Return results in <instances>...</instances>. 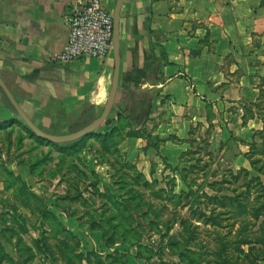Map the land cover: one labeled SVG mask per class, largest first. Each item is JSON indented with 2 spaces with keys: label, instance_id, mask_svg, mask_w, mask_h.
Wrapping results in <instances>:
<instances>
[{
  "label": "crops",
  "instance_id": "1",
  "mask_svg": "<svg viewBox=\"0 0 264 264\" xmlns=\"http://www.w3.org/2000/svg\"><path fill=\"white\" fill-rule=\"evenodd\" d=\"M102 1L114 19L118 0ZM75 3L0 0V78L28 119L54 136L78 132L102 114L115 71L114 46L106 60L54 61L67 43L65 19ZM263 34L264 0H122L119 88L104 126L123 134L118 149L126 163L149 181L171 175L182 182L167 165L181 170L193 163L180 159L191 150L192 129L197 140L210 137L212 149L233 137L244 145L233 163H248L245 154L263 124L244 126L242 106L264 94ZM147 109L148 122L132 126L129 115ZM228 112L237 117L235 128L224 118ZM25 127L0 88V165L31 188L30 160L39 149ZM129 259L142 261L136 254Z\"/></svg>",
  "mask_w": 264,
  "mask_h": 264
},
{
  "label": "rangeland",
  "instance_id": "2",
  "mask_svg": "<svg viewBox=\"0 0 264 264\" xmlns=\"http://www.w3.org/2000/svg\"><path fill=\"white\" fill-rule=\"evenodd\" d=\"M254 112L264 117L263 111L254 109ZM224 118H227V122H233L232 128L237 126L234 113L228 112ZM205 137L210 141L206 134ZM199 139L197 145L194 144V155L191 156L202 159L201 166L210 164L211 168L208 175L198 171L191 175L196 182L195 190L206 182H219L225 176L230 179L231 173L237 175L240 169L250 172L248 180L259 176L251 169L249 161L237 165L233 163L242 155L241 148L244 149V145L233 137L218 149L206 148L202 144L203 138ZM256 140L262 143L260 138ZM35 142L39 153L31 157L30 164L34 168L36 180L29 182L30 187L35 188L41 196L36 197L39 201L34 199L31 188L19 176L4 174L0 165V181L5 179L8 190L11 189L4 192L0 184V264H218L216 252L219 250V237L227 242V264H251L248 260L254 259L262 250L258 244L244 247L247 254L245 258L236 246L243 234L239 233V224H234L233 228L227 229L201 227L198 244L203 247H188V251L183 253L180 245H171L169 242V236L179 231L178 226L168 236L162 227L149 225L153 217H142L148 214L149 203L157 208L160 202L153 201L148 191L132 185V172L119 170L121 165L110 152L106 155L102 153V156L115 168L111 169L104 162L99 167L102 162V145L99 141L86 138L75 147L67 145L59 149ZM207 151L211 152V157L207 156ZM97 158L100 159L95 163ZM12 159L18 160L17 155ZM195 164L193 162L191 165ZM170 172L176 176L173 171ZM213 172L216 173L215 177H211ZM166 178L172 176H161L157 180L158 189L166 188ZM244 180V175H241L238 183L232 181L228 185L230 192L226 194L231 195L233 189L244 192L247 189ZM176 184L177 193L187 192L183 182ZM137 192L141 197L130 201ZM206 192L214 194L210 189H206ZM252 192L255 191L252 189ZM111 196L117 198L118 203ZM186 213L184 211L183 215ZM166 218L164 215L163 220ZM92 220L94 226L98 227L96 230L91 229ZM262 221L264 219L258 225ZM229 222L233 224V221ZM257 229L253 228L252 232ZM105 241L113 248L108 249ZM137 241L140 247L137 244L129 246ZM138 252L141 258L137 259L142 261L129 259Z\"/></svg>",
  "mask_w": 264,
  "mask_h": 264
},
{
  "label": "trees",
  "instance_id": "3",
  "mask_svg": "<svg viewBox=\"0 0 264 264\" xmlns=\"http://www.w3.org/2000/svg\"><path fill=\"white\" fill-rule=\"evenodd\" d=\"M264 38L261 36V38ZM148 100V99H147ZM264 94L260 95L258 101L254 104L245 103L242 106V110L244 112L243 116V125H247L250 120L259 119L262 121L263 128L261 131L255 132L252 142L249 144V151L245 154V158L249 161L251 169L257 173L259 176L249 178V171L247 169H240L237 175L231 173L230 179L228 176L222 177V179L218 182H206L203 186H199L197 190H195L196 182L191 175L195 172H205L206 175L209 174L211 166L207 164L205 166H201L202 159H194L191 155H194L193 148L194 144L197 145V138L193 140V135L195 131L192 129L190 132V146L191 150L186 154H183L180 158L182 161L188 159V162H195V165L189 166L187 169H173L172 167L167 165V168L177 172L180 176L181 181L187 188V192H176V179L166 178L168 181L166 184V188H157L159 185L158 181H149L145 178V176L138 171L136 166L126 163L122 154L118 149V145L123 139V134L118 132L117 129H113L107 132V127L103 126L97 132L92 133L76 142L57 145L52 144L47 141H44L37 136H35L28 127H25L31 138L36 140L37 142L47 144L49 146H53L56 148L67 147V145H71L70 147H75V145L83 140V139H95L101 143L102 153L104 155L113 154L116 157V162L119 164V170L126 169L132 172V178L130 182L133 186L140 187L145 191H148L150 194V198L154 201L160 202V206L154 208L152 203L148 204V214L142 215V217H153V220L150 219L149 225L155 228L162 227L163 230L166 231L168 236L175 229L176 226L179 227V231L176 234L169 236V242L171 245H180L182 247L183 253L184 251H188V247H198L202 248V244H198L199 235L201 227L207 228L211 227L214 229H227L233 228L234 224H239V233L243 235L240 236V240L237 242L236 246L238 247V251L247 258V254H245L244 247H252L253 245H260L262 250L260 253L254 257L252 260H248V263L256 262L259 264L260 262L264 263V221H262L259 225V221L264 219V117L262 114H258L254 112V109H258L264 112ZM152 111H147L139 114L138 116L129 115L132 126L140 127L144 126L150 117ZM89 124H84L83 127H87ZM140 137L148 140V145L151 144V138L145 132L140 133ZM256 138H260L262 143L259 144ZM196 142V143H195ZM202 144L206 145V148H210V144L208 139H203ZM152 147L157 146L153 145ZM58 148V149H59ZM208 157H211V152H206ZM188 156H191L188 158ZM102 162L110 166L111 169L115 168V165L110 164V162L105 161L102 156ZM209 169L207 172L206 170ZM121 172V171H119ZM7 175L11 176L12 173H8ZM241 175H244V185H246L247 189L243 192H238L237 189H233L231 195H227V192H230V187L228 185L232 184V181L239 182ZM216 173L213 172L211 177H215ZM206 181V180H205ZM204 181V182H205ZM23 185V184H22ZM254 185V186H253ZM253 186V187H252ZM252 187V188H251ZM206 189H210L214 194L209 195L206 192ZM252 189L255 192H252ZM99 196V194H98ZM34 199L38 200L36 196H33ZM139 197V193H135L131 196L130 201H136ZM71 199L70 197H66V199ZM111 199L118 203L117 198L112 197ZM117 200V201H116ZM151 200V201H152ZM187 211L185 215L183 212ZM150 212V213H149ZM166 215V220H163V216ZM229 221H233V224H229ZM224 223H227L224 225ZM122 224V223H121ZM258 227L257 231L252 232V229ZM96 226H94L93 220L91 221V229L96 230ZM251 230H250V229ZM126 229V228H125ZM226 237V236H225ZM103 238L105 236L103 235ZM255 241V242H254ZM105 245L108 249H112L113 247L108 245L109 242L105 241ZM128 244L127 242H125ZM138 245L140 247V242L129 244ZM219 250L217 253V263L218 264H227L226 260V252H227V242L223 238L219 237ZM251 249V248H250ZM252 252H250L251 254ZM198 255V254H196ZM137 258H141L140 253L136 254ZM210 264V262H207Z\"/></svg>",
  "mask_w": 264,
  "mask_h": 264
},
{
  "label": "built area",
  "instance_id": "4",
  "mask_svg": "<svg viewBox=\"0 0 264 264\" xmlns=\"http://www.w3.org/2000/svg\"><path fill=\"white\" fill-rule=\"evenodd\" d=\"M68 40L54 61L69 64L80 58L106 60L113 50L114 19L102 0H76L65 19Z\"/></svg>",
  "mask_w": 264,
  "mask_h": 264
},
{
  "label": "water",
  "instance_id": "5",
  "mask_svg": "<svg viewBox=\"0 0 264 264\" xmlns=\"http://www.w3.org/2000/svg\"><path fill=\"white\" fill-rule=\"evenodd\" d=\"M122 6V0H118L117 8L114 14V30H113V46H114V57H115V71L112 82V88L110 91L109 98L104 107L102 114L87 127L83 128L78 132L71 134L54 136L39 130L26 116L21 107L18 105L14 99L11 92L8 90L4 82L0 78V88L9 100L10 104L13 106L19 117L25 123V125L31 130V132L38 138L47 141L52 144L64 145L76 142L92 133L97 132L100 128L104 126L110 114L115 106V101L117 97V92L119 88V76H120V59H119V18H120V9Z\"/></svg>",
  "mask_w": 264,
  "mask_h": 264
}]
</instances>
